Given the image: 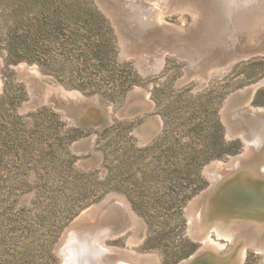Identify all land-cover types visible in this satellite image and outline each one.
<instances>
[{
    "label": "rangeland",
    "instance_id": "obj_1",
    "mask_svg": "<svg viewBox=\"0 0 264 264\" xmlns=\"http://www.w3.org/2000/svg\"><path fill=\"white\" fill-rule=\"evenodd\" d=\"M263 47L264 0H0V264H264Z\"/></svg>",
    "mask_w": 264,
    "mask_h": 264
},
{
    "label": "water",
    "instance_id": "obj_2",
    "mask_svg": "<svg viewBox=\"0 0 264 264\" xmlns=\"http://www.w3.org/2000/svg\"><path fill=\"white\" fill-rule=\"evenodd\" d=\"M124 109H125V112H126V107H125ZM123 111H124V110H123ZM129 113H130V112H129ZM221 191H222V193H223V191H225V188H222V190H218L217 187H211L210 189H208L206 192H204V193L202 194V196L200 197V199H202V198H204V199L207 198V199H208L209 197H213V196L216 195L215 198L213 197L214 199L212 198V200H211V204H212V203H216V204H217L216 199H217V197L219 196L218 194H219ZM215 201H216V202H215ZM216 204H215V206H214L213 204H212V205L214 206L215 209H217L218 211L221 212V210H219V207H218ZM222 212H223V211H222ZM224 213H225V212H224ZM229 213H230V214H233V213H231V211L228 210L227 214H229ZM240 215H241V214H240Z\"/></svg>",
    "mask_w": 264,
    "mask_h": 264
},
{
    "label": "bare ground",
    "instance_id": "obj_3",
    "mask_svg": "<svg viewBox=\"0 0 264 264\" xmlns=\"http://www.w3.org/2000/svg\"><path fill=\"white\" fill-rule=\"evenodd\" d=\"M257 1H258V0H257ZM259 3H261V2H259ZM257 4H258V3H257ZM257 4H256V5H257ZM261 4H262V3H261ZM246 7H247V6H246ZM261 41H262V40H261ZM261 47H262V46H261ZM263 48H264V47H263ZM260 49L262 50V48H260ZM245 50H246V49L242 50L243 53L246 52ZM240 51H241V50H240ZM250 51H251V50H250ZM254 51H255V50H254ZM256 51H257V50H256ZM258 51H259V50H258ZM247 52H248V51H247ZM252 53H254V52H252ZM250 112H251V111H250ZM252 112H253V111H252ZM262 112L264 113V111H262ZM253 113H254V112H253ZM263 113H262V114H263ZM239 158H240V157H239ZM235 159H238V158H235ZM232 162H233V160H232ZM235 162H236V161H235ZM232 165H233V164H232ZM220 166H221V165H220ZM224 167H226V166H224ZM220 168H221V167H220ZM221 172H222V171H221ZM221 172H220V173H221ZM218 174H219V173H218ZM222 175H223V174H222ZM248 181H249V180H248ZM250 183H251V182H250ZM255 183H256V182H254L253 184L256 185ZM254 185H253V186H254ZM258 185H259V184H258ZM252 188H253V187H252ZM260 190H261V189H260ZM256 191H257V190H256ZM260 193H262V192H260ZM261 195H262V194H261ZM241 196H242V194H241ZM202 199H203V198H202ZM197 204H198V201H196L193 205L195 206V205H197ZM99 208H100V207H99ZM126 211H127V210H126ZM85 214H86V213H85ZM194 218H195V217H194ZM81 220H82V219H81ZM194 220H195V219H194ZM79 221H80V219H79ZM74 225H75V224H74ZM71 230H72V229H71ZM218 234H219V233H218ZM228 234H229V233H228ZM205 237H206V236H205ZM205 237H204V238H205ZM202 239H203V238H202ZM85 241H86V240H85ZM211 241H212V240H211ZM87 244H88V243H87ZM205 245H208V243H206ZM218 245H219V244H218ZM101 246H102V245H101ZM206 247H207V246H206ZM204 248H205V247H204ZM204 248H203V249H204ZM72 249H73V248H72ZM75 249H76V248H75ZM104 249H106V248L104 247ZM203 249H202V250H203ZM116 250H117V249H116ZM205 250H206V249H205ZM71 251H74V250H71ZM76 251H77V250H76ZM103 251H104V250H103ZM113 251H114V250H113ZM116 252H117V251H116ZM119 252H120V251H119ZM209 252H210V251H209ZM77 253H78V252H77ZM79 253H80V252H79ZM79 253H78V254H79ZM205 253H206V255H207L208 252H205ZM205 253H203V251H201V252L199 253V256H198V255H197V256H198V257H201V256H202L203 254H205ZM73 254H74V253H73ZM80 255H81V253H80ZM76 256H77V255H76ZM76 256H75V257H76ZM78 256H79V255H78ZM78 258H79V257H78ZM193 258H194V257H193ZM193 258H192V259H193ZM195 259H196V258H195ZM83 261H84V260H83ZM97 261H98V260H97ZM84 262H85V261H84ZM80 264H81V262H80ZM189 264H191V261L189 262Z\"/></svg>",
    "mask_w": 264,
    "mask_h": 264
}]
</instances>
